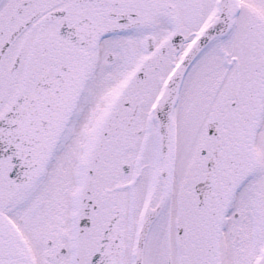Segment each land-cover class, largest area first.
Returning a JSON list of instances; mask_svg holds the SVG:
<instances>
[{
  "label": "snow or ice",
  "instance_id": "6c2138e0",
  "mask_svg": "<svg viewBox=\"0 0 264 264\" xmlns=\"http://www.w3.org/2000/svg\"><path fill=\"white\" fill-rule=\"evenodd\" d=\"M0 264H264V0H0Z\"/></svg>",
  "mask_w": 264,
  "mask_h": 264
}]
</instances>
